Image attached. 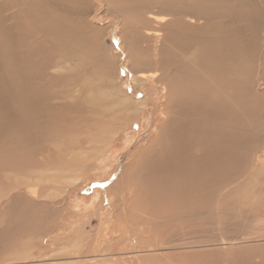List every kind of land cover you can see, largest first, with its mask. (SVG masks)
Here are the masks:
<instances>
[{
    "label": "rangeland",
    "instance_id": "1",
    "mask_svg": "<svg viewBox=\"0 0 264 264\" xmlns=\"http://www.w3.org/2000/svg\"><path fill=\"white\" fill-rule=\"evenodd\" d=\"M109 2L102 9L93 0H9L0 7L2 21L14 29L10 39L22 42L21 52L34 58L37 87L31 105L22 108L47 103L48 114L35 110V120L51 127L39 130L40 125L26 136L24 127L15 129L9 111L0 112V141L9 137L15 142V153L5 152L0 162V264L58 258L67 250L69 256L101 258L78 264H264V67L259 73L258 65L264 62V0ZM97 11L99 21L92 22ZM149 12L165 14L166 25L154 24ZM197 13L211 22L197 28L204 23L195 22ZM55 15L81 27L80 52L61 72H55L56 66L71 40L55 38L47 20ZM188 19L196 27L183 22ZM223 40L231 51L220 49L233 62L226 67L230 75L221 71L226 80L219 71L212 75L217 56L231 63L217 50ZM1 52L3 72L12 84L2 46ZM87 56L90 60L81 64ZM143 70H158L172 96L154 92L144 97L141 83L134 81ZM181 76L192 79L186 85L201 78L209 88L220 87L229 93L230 105L220 107L218 115L211 106L214 93L206 92L197 117L194 90L179 98L185 95ZM82 79L93 85L80 91ZM216 80L223 85L217 87ZM101 83L115 87L105 90ZM28 89L34 90L33 83ZM166 108L169 114L163 113ZM146 124L151 129L144 130ZM225 129L234 148L214 141ZM238 137L247 147L236 149ZM176 146L180 151L171 155ZM65 176L78 179L67 182ZM28 189L37 190V200L27 196ZM225 239L237 244L218 246ZM77 244L80 249L74 250Z\"/></svg>",
    "mask_w": 264,
    "mask_h": 264
},
{
    "label": "bare ground",
    "instance_id": "2",
    "mask_svg": "<svg viewBox=\"0 0 264 264\" xmlns=\"http://www.w3.org/2000/svg\"><path fill=\"white\" fill-rule=\"evenodd\" d=\"M8 1L9 0H0V7L1 6H4V7H6L7 6V4H8ZM13 1H16V2H20V1H24V0H13ZM94 1V3L97 5L96 7L98 8V9H102L103 7H104V5L106 4L107 6L110 4V2H109V0H93ZM259 3H261L262 2V0H257ZM9 5H13V2L11 3V1H10V3H9ZM10 7V6H9ZM99 12L100 11H97L93 16H92V18H91V20H92V22H94V21H99V20H97V18H99L98 17V15H99ZM150 13V12H149ZM1 15H2V11H1V9H0V25H1V27H0V37H2L3 38V41H0V52H1V46H2V51H6V60H7V65H8V67H6L7 69H9L10 71H11V78H10V81L12 82V84H10L9 82H8V78L6 77V74L3 72V65H2V63H1V55H0V112L2 111V110H7V111H9V114L8 115H10V117L12 118V120L15 122V123H17V124H15L14 125V127H15V129L16 128H19V130L21 131V126L22 127H24V132L26 131V136H27V130L30 132V131H33L35 128H39L40 127V125H42L41 126V128L39 129V130H50L51 129V127H49V126H46V125H43L44 123H38V121H39V118H38V120H35V110H38V109H41V110H43L44 112H45V114H48V112H46V109L49 107L48 105H47V103H45V104H42L41 105V103H40V105L39 106H37L35 109L34 108H32L31 109V107L29 106V107H27V109H25V110H23V108H22V105H23V103H26V105L29 103V105H31V103H30V101L32 100V98H33V94H34V91H35V88L37 87V74L33 71V68H32V65H33V63H34V58H33V56L32 55H28V54H23L22 52H21V50H22V47L24 46L23 44H22V42H21V44H19V42L17 43V42H14L13 40H11L10 39V37L12 38V36H14L15 37V34H14V29L13 28H11V27H8L3 21H2V19H1ZM60 15H62V14H60ZM58 16V15H55V16H53V17H51V18H49V19H47L48 21H49V23L51 24V29L53 30V32H54V34H55V38H57V39H59V41H61L60 39L61 38H65V39H69V40H71L70 42H68V46H67V48L62 52V54H63V56H64V59L62 60V62L60 63H58L57 64V66H56V71L55 72H61V70H63V71H65L66 69H64V67L63 66H68V60H69V58H72V57H76L79 53L77 52V45H78V43H80V37H81V35H80V32L78 31L79 29H81V27H79V29H78V26L77 25H75V24H73V22H71V20L69 19V18H67V17H64V16ZM190 16V15H189ZM212 16V15H211ZM50 17V16H49ZM212 17H214V16H212ZM218 17V16H217ZM216 17V18H217ZM184 18H188L187 17V15L186 16H184ZM192 18H194V17H192ZM215 17L214 18H212V19H216ZM220 18V17H219ZM219 18H217V19H219ZM148 19H150V20H152L153 22H154V24L155 23H157V25L159 24V25H161V27H163L162 25H164L165 23H166V15L164 14L163 16L161 15V16H156V14H154V13H150L149 14V16H148ZM197 20L195 21V20H184L183 22H185L186 23V25L187 26H193V25H195L196 23L195 22H197V21H203L204 23H201V25H197V28L198 27H205L206 25H208L211 21H210V17L209 16H207V15H204V14H201V13H197V18H196ZM195 21V22H194ZM168 22V21H167ZM90 23V22H89ZM90 24H93V23H90ZM151 24H153V23H151ZM168 25L167 26H169L170 24H171V21H169V23H167ZM198 24V23H197ZM166 25V24H165ZM77 26V27H76ZM184 26V25H183ZM74 27H76V31L75 32H72V30H74ZM166 27V26H165ZM193 27H196V26H193ZM192 29H194V28H192ZM202 29H204V28H202ZM161 31H162V29H161ZM194 31V30H193ZM154 32H159L158 30H154ZM226 32V31H225ZM194 33H195V31H194ZM162 34V33H161ZM149 36V35H148ZM152 39H155V40H158V37H159V35L157 34V33H152ZM10 39V40H9ZM162 39V38H161ZM14 40H15V38H14ZM17 40V39H16ZM19 40V39H18ZM67 41V40H66ZM222 41V40H221ZM220 42V41H219ZM229 42V41H228ZM156 43V42H155ZM158 43H159V41H158ZM221 43V45L219 46L218 44H216V45H218L219 46V48L218 47H216L215 49H217L218 50V52H219V50H221L220 48L221 47H224L225 49H223V50H225L226 52L227 51H229V47H230V45L229 46H227V44H226V42L223 40V42H220ZM82 44V43H81ZM67 45V44H66ZM65 45V46H66ZM231 46H233V43L231 44ZM235 46V45H234ZM233 46V47H234ZM263 47H264V45H263ZM242 48V47H241ZM215 49H213V52L214 53H216L215 51ZM244 49V48H243ZM57 50V49H56ZM205 50V49H204ZM211 50V49H210ZM215 50V51H214ZM223 50H221V51H223ZM79 51V50H78ZM220 51V52H221ZM231 51V50H230ZM229 51V52H230ZM17 52V54H15ZM58 52V51H57ZM80 52V51H79ZM206 52H208V51H206ZM212 52V53H213ZM218 52H217V55H218ZM2 53V52H1ZM56 53V52H55ZM61 53V52H60ZM223 53H224V51H223ZM220 53L222 56L223 55H226V56H223V57H227V54L226 53ZM219 54V55H220ZM230 53H228V55H229ZM234 54V53H233ZM157 55V54H156ZM216 55V56H217ZM220 55V56H221ZM17 56V57H16ZM62 57V56H61ZM235 56H233V57H230V59L231 58H234ZM209 58H211V61L213 60V54H212V57H209ZM225 58H223V59H225ZM228 59V61H230L229 60V57H227ZM262 58V57H261ZM59 59V58H58ZM57 59V60H58ZM62 59V58H61ZM159 59V58H158ZM162 59V58H161ZM217 59H219L218 60V62H216L217 60L214 58V60L213 61H215L214 62V64H213V72H212V75H214L215 74V76H216V73L219 71V74H218V76L220 77V76H222L223 75V73H225L226 71V69L228 70L227 71V76L228 75H230V73H228L229 72V69L228 68H226L227 66H229V65H231L233 62L232 61H230L231 63H227V65H225L224 64V62L223 61H220V59L222 60V58H219L218 56H217ZM234 59H236V58H234ZM238 59V58H237ZM241 59V58H240ZM60 60V59H59ZM90 60V57L89 56H87V57H85V58H83L82 60H80V63L81 64H83L84 65V63L86 62V61H89ZM154 60V59H153ZM160 60V59H159ZM233 60V59H232ZM257 60V59H256ZM61 61V60H60ZM210 61V62H211ZM227 61V62H228ZM234 61V60H233ZM3 62V61H2ZM70 62V61H69ZM151 62L152 61H150V64L149 65H151ZM157 62V61H156ZM155 62V63H156ZM225 62H226V60H225ZM79 63V62H78ZM146 63V62H145ZM148 63H149V61H148ZM153 63V62H152ZM189 63V62H188ZM205 63V62H204ZM213 63V62H212ZM212 63H211V65H212ZM4 64V63H3ZM25 64V65H24ZM75 65H77V63L75 64ZM102 65V64H101ZM159 65V64H158ZM190 65H191V63H190ZM259 65V73H261V69L264 67V62H263V60H262V62L260 63V64H258ZM82 66V65H81ZM80 66V67H81ZM96 66V65H95ZM145 66V65H144ZM152 66H154V65H152ZM151 67V66H150ZM149 67V68H150ZM155 67V66H154ZM162 67V66H161ZM205 67V66H204ZM232 66H230V68H231ZM67 68V67H66ZM98 68V67H97ZM100 68V67H99ZM144 68V67H143ZM207 68V67H206ZM232 68H234V66L232 67ZM154 69V68H153ZM157 69V68H156ZM202 69V68H201ZM92 70V69H91ZM208 70V69H207ZM154 71V70H153ZM196 71V70H195ZM209 71V70H208ZM221 71H225V72H223V73H221ZM90 72V71H89ZM99 72H101L100 73V75H99V78H102L103 80H104V77H103V74H102V68L100 69V71ZM146 71H140V72H138V73H136L135 74V77H134V81L135 82H140L141 83V88H142V90H141V93L144 95V97H148L149 95H150V93H154V92H159L160 94H164L165 92H169L168 93V95H167V98L169 99L171 96H172V92H170L169 91V89L171 88V86L169 85V84H167L164 80H162V78H161V73H159V71L158 70H155L154 72H152V71H150L149 73H145ZM161 72V71H160ZM188 72H190V71H188ZM198 72V71H197ZM232 73H233V71H231ZM69 73V72H68ZM163 73V72H162ZM196 73V72H195ZM242 73V72H241ZM59 74V73H58ZM72 74V73H71ZM172 74V73H171ZM197 74V73H196ZM222 74V75H221ZM61 75V74H60ZM164 75L166 76L167 74H165L164 73ZM185 75H186V72H185ZM225 75V74H224ZM233 75V74H232ZM59 76V75H58ZM182 76H184V74L182 75ZM181 76V77H182ZM195 76V75H194ZM199 76H201V74L199 75ZM234 76V75H233ZM261 76V75H260ZM214 77V76H213ZM261 77H263V76H261ZM171 78V77H170ZM183 79H184V81H183V86H185L184 87V89H185V95L184 94H182V93H180V94H182V95H180V97L179 98H181V97H185L187 94H189V91L190 90H194V97H197V117H198V114H200V110L198 109V105L201 103V101L207 96V95H209L210 93H214V101L212 102V105L211 106H213V109H215L216 108V113L218 114V115H221L220 113H222V109L220 110V107H223V108H225V109H227L228 108V106L230 105L229 104V99L230 98H227L228 96V94L229 93H227V94H225V93H222L221 91H218V89H220V87L219 88H216V89H214L213 87H211L210 85H211V83L212 82H210V85H209V83H208V85L210 86V88L207 86V83H206V85L204 84L205 82L201 79V78H198V79H201L203 82H200L201 80H198L197 79V82L196 81H194L193 83L195 84V83H197L196 85H197V87H196V85H192L191 86V83H190V85L188 84L189 83V81L190 82H192L191 80L192 79H189L188 81L184 78V77H182ZM204 78V77H203ZM210 78V77H209ZM208 78V79H209ZM221 78V77H220ZM224 77L222 76V80H226L225 78L223 79ZM229 79L228 80H230L231 78H230V76L228 77ZM57 79V78H56ZM172 79V78H171ZM171 79H169V80H171ZM196 79V78H195ZM233 79V78H232ZM264 79V78H263ZM83 80V79H82ZM168 80V81H169ZM188 82L187 83V85L185 84V82L186 81ZM209 80H213V78H211V79H209ZM215 80V79H214ZM258 82H260V78H259V76H258ZM84 81V80H83ZM82 81V82H83ZM94 81V80H93ZM182 81V80H181ZM217 81V82H216ZM215 82V85L218 83V84H220L219 83V80H216ZM230 81H232V80H230ZM262 81V80H261ZM18 85H15V83ZM101 82H103V81H101ZM171 82H175V81H171ZM178 82H180V79H179V81ZM200 82V83H199ZM227 82V81H226ZM233 82V81H232ZM3 83L5 84V87H3ZM31 83H33V86H34V90H31V89H28L29 88V85L31 84ZM91 82L90 81H88V79L86 80V81H84L83 82V84H82V86L80 85V91H81V89H83L84 87L86 88V87H90V86H92L91 84H90ZM92 83H94V82H92ZM99 84H100V82H98ZM170 83V82H169ZM172 83V85H174L175 86V88H176V86H179L176 82L173 84ZM181 83V82H180ZM234 83V82H233ZM76 84V83H75ZM102 84V83H101ZM104 84L105 83H103L102 84V86L105 88V90H108V89H112V88H114L115 87V85H113V84H108V83H106L107 85H105L104 86ZM171 84V83H170ZM218 84H217V87H218ZM241 85L242 83H238V85ZM263 84H264V82H263ZM221 85H223V84H220V86ZM231 84L229 83V86H230ZM233 85V84H232ZM234 85H236V84H234ZM233 85V86H234ZM238 85H236V87L234 88V90L235 89H237L238 91L240 90V92H241V89H239L240 87L238 86ZM243 85H244V83H243ZM32 86V85H31ZM76 86V85H75ZM225 86H227V85H224V87L222 86V88L221 89H223L222 91H226L228 88L227 87H225ZM259 86V85H258ZM261 86V85H260ZM180 87H182L181 85H180ZM180 87H178V88H180ZM206 87H208V88H206ZM239 87V88H238ZM245 87V86H244ZM249 88H250V86H248ZM50 88V87H49ZM52 88V87H51ZM68 88H70V87H68ZM227 88V89H226ZM230 88H232V87H230ZM256 88H258V87H256ZM6 89H7V92H6ZM37 89H40V88H37ZM225 89V90H224ZM42 90V89H41ZM244 90V89H243ZM246 90V89H245ZM257 90V89H256ZM15 91V95L13 94V92ZM232 91H233V88H232ZM258 91V90H257ZM45 92H47V91H45ZM183 92V93H184ZM206 92L208 93V92H210V93H208L207 95H206ZM227 92V91H226ZM259 92V91H258ZM38 93V92H37ZM42 93V92H41ZM232 94L234 93V92H231ZM230 93V94H231ZM239 93V92H238ZM38 94H40V93H38ZM155 94V93H154ZM226 96H225V95ZM231 94V95H232ZM231 95L229 96V97H231ZM65 96H67V95H65ZM83 96V95H82ZM188 96V95H187ZM50 97V96H49ZM52 97V96H51ZM68 97V96H67ZM264 97V96H263ZM166 99V98H165ZM44 100H46V98L44 99ZM53 100V99H52ZM70 100V99H69ZM232 100V99H231ZM231 100H230V102H231ZM36 101V100H35ZM166 101V100H165ZM206 101V100H205ZM236 102V101H235ZM15 103H17V105H19V107H16L14 104ZM52 103V102H51ZM180 103V102H179ZM11 104V105H10ZM36 104V103H35ZM34 104V105H35ZM138 105L140 104L139 102L137 103ZM142 104V103H141ZM140 104V105H141ZM169 104V103H168ZM50 105V104H49ZM52 105V104H51ZM50 105V106H51ZM232 105V104H231ZM5 106H7V107H5ZM23 106H25V105H23ZM231 107V106H230ZM25 108V107H24ZM180 109V108H179ZM151 110H153L154 111V109H151ZM168 110L169 109H165V110H163V113H167V114H169L168 113ZM152 111V112H153ZM171 111V110H170ZM226 111V110H225ZM40 112V111H39ZM152 115V114H151ZM200 115H202V114H200ZM148 117H150V116H148ZM44 118V117H43ZM64 118V117H63ZM69 118V117H68ZM153 118H154V116H153ZM153 118L151 117V119H149L148 121H147V123L148 124H150L151 122H152V120H153ZM29 119H31V120H29ZM3 120H6V119H3ZM2 120V124H3V121ZM44 120V119H43ZM46 120V119H45ZM166 120H167V118H166ZM12 121V122H13ZM42 121V120H41ZM198 121H199V119L197 118V130H200V128H201V123H200V121H199V123H198ZM6 122H7V120H6ZM5 122V123H6ZM178 122V121H177ZM11 123V122H10ZM64 123V122H63ZM1 124V123H0ZM7 124V123H6ZM5 124V125H6ZM49 124V123H48ZM177 124V123H176ZM147 125V124H146ZM173 125V124H172ZM178 125V124H177ZM2 126V125H1ZM57 126V125H56ZM163 126V125H162ZM10 127V126H9ZM13 127V126H12ZM61 127V126H60ZM144 127H145V125H144ZM199 127V128H198ZM7 128V127H6ZM148 128H150V125L148 126L147 125V127L144 129V130H148ZM163 128H165V127H162V128H159L161 131L160 132H163ZM171 128V127H170ZM222 128H225L224 126L222 127ZM66 129V128H65ZM151 129V128H150ZM175 129V128H174ZM176 129H177V127H176ZM175 129V130H176ZM179 129V128H178ZM64 130V129H63ZM226 129L225 130H220V135H219V137L216 139V138H214V141H216V140H219V141H221V145H222V147L224 148V149H231V148H234L233 146H232V144H234V139L232 138V136H229L226 132ZM22 132V131H21ZM36 132V131H35ZM42 132V131H41ZM177 132V131H176ZM45 133V132H44ZM164 133V132H163ZM163 133H161V135H163ZM17 134V133H16ZM173 134V133H172ZM176 134V133H175ZM45 135V134H44ZM177 135V134H176ZM15 136V135H14ZM1 137V136H0ZM16 137H17V135H16ZM184 138H185V136H183ZM18 138V137H17ZM16 138V139H17ZM32 138V137H31ZM39 138V137H38ZM239 138V137H238ZM237 138V139H238ZM33 139V138H32ZM178 139V138H177ZM198 139H200V135L198 136L197 135V140ZM205 140L206 138L204 137V138H202V140ZM236 139V138H235ZM240 139V138H239ZM20 140H22L23 141V139H22V137L20 138ZM38 140V139H37ZM179 140H183V139H179ZM27 142V141H26ZM36 142V141H35ZM47 142V141H46ZM22 143V142H21ZM37 143V142H36ZM174 143V142H173ZM3 144V145H2ZM32 144V143H31ZM34 144V143H33ZM44 144V143H43ZM166 144H169V143H166ZM17 145H19V144H17ZM153 145V144H152ZM175 145V144H174ZM166 146V145H165ZM177 146H179V145H177ZM176 146V150H172L171 151V155H176L177 154V152H179L180 150H179V148ZM235 146H236V149H244V147H247V146H245V143H243V140H242V137H241V139L238 141H236L235 142ZM14 147H15V142L11 139V138H9V137H6V138H4V142H1L0 141V162H2L3 163V159H1V157L3 156V157H5V152H10V153H15V152H13V151H15L14 150ZM56 147V146H55ZM54 147V149H56ZM151 148H153L152 146H150ZM155 147V146H154ZM18 148V150L20 149L19 147H17ZM52 149V148H51ZM169 149H170V147H169ZM146 150V149H145ZM156 151V149H154L153 148V151ZM171 150V149H170ZM17 151V150H16ZM23 151V150H22ZM32 151V150H31ZM52 151H54V150H52ZM25 152V151H24ZM50 152V151H49ZM150 152V151H149ZM148 152V154H149V156H150V153ZM17 153V152H16ZM146 153V157H149V156H147L148 154H147V152L146 151H144L143 152V154H145ZM50 154V153H49ZM77 153H75V155H76ZM79 154H82V152L80 151L79 152ZM143 154H141V157H142V155ZM180 154V153H179ZM179 154H178V156H179ZM54 155V154H53ZM56 155V154H55ZM140 157V158H141ZM145 157V158H146ZM152 157H153V154H152ZM144 158V157H143ZM56 159V158H55ZM59 159V158H58ZM65 159V158H64ZM59 160H61V159H59ZM74 161H75V159H73ZM155 160V159H154ZM154 160H152V161H154ZM64 161V160H63ZM65 161H66V159H65ZM74 161H73V163H74ZM155 162H156V160H155ZM154 162V163H155ZM155 166H157V165H155ZM66 167H67V165H66ZM70 167V166H69ZM9 169V168H8ZM66 170V169H65ZM260 173V172H259ZM262 173V172H261ZM78 178H76V176H75V178H73V177H70V176H65L64 177V180L65 181H67V182H72L73 180H77ZM27 180V179H26ZM24 181V180H23ZM38 181V180H37ZM26 193H27V196L28 197H30V198H32L33 200H37L38 199V192H37V190H35V189H28L27 191H26ZM41 194V193H40ZM260 195V194H259ZM264 202V201H263ZM8 208V206L6 207V209ZM260 221V220H259ZM238 240H240V239H238ZM242 240V239H241ZM246 240H247V238H246ZM250 240V239H249ZM89 241V240H88ZM235 241V240H234ZM233 241V242H234ZM262 243H264V240L262 241V240H260ZM227 241H226V239H225V241L224 242H220V243H218V246H222V247H224V246H227V245H236L237 243H226ZM236 242V241H235ZM239 243H253V242H251V241H242V242H240L239 241ZM196 247V246H195ZM74 250L76 249V250H79L80 249V245L79 244H77V245H75L74 247ZM66 249V248H65ZM180 249V248H179ZM179 249H177V250H179ZM184 249V248H183ZM172 250H174V249H172ZM161 251V250H160ZM96 252V251H95ZM143 252V251H142ZM141 252V253H142ZM147 252H150V251H147ZM26 254V253H25ZM69 254H70V252H68V250L67 251H65V254L63 253L62 255H61V257L59 256L58 258H50V257H47L46 258V256L44 255V256H39V257H37V258H35V257H26V258H23L22 259V261H20V262H12V263H8V264H75V263H77L78 264V262L79 263H81V262H84L85 260L86 261H89V260H94V259H98L99 258V256L98 255H93V256H91L90 258H88V257H80V256H78V257H76V256H69ZM28 255V254H27ZM29 256V255H28ZM138 256V255H137ZM166 256V255H165ZM99 259H101V258H99ZM85 261V262H86ZM98 263V262H97ZM103 263V262H102ZM90 264H93V262L92 263H90ZM95 264H96V261H95ZM99 264H101V263H99Z\"/></svg>",
    "mask_w": 264,
    "mask_h": 264
}]
</instances>
